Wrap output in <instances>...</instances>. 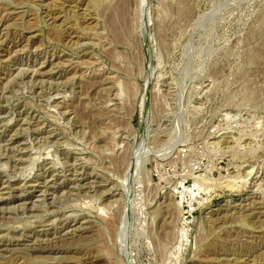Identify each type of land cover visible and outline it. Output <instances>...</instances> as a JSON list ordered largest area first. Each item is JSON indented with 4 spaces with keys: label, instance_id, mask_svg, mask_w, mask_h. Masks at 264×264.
Listing matches in <instances>:
<instances>
[{
    "label": "rangeland",
    "instance_id": "1",
    "mask_svg": "<svg viewBox=\"0 0 264 264\" xmlns=\"http://www.w3.org/2000/svg\"><path fill=\"white\" fill-rule=\"evenodd\" d=\"M0 264H264V0H0Z\"/></svg>",
    "mask_w": 264,
    "mask_h": 264
},
{
    "label": "built area",
    "instance_id": "2",
    "mask_svg": "<svg viewBox=\"0 0 264 264\" xmlns=\"http://www.w3.org/2000/svg\"><path fill=\"white\" fill-rule=\"evenodd\" d=\"M224 119H226V118H224ZM188 167H189L190 171L197 172L199 169V163H198V161H192L188 164Z\"/></svg>",
    "mask_w": 264,
    "mask_h": 264
},
{
    "label": "bare ground",
    "instance_id": "3",
    "mask_svg": "<svg viewBox=\"0 0 264 264\" xmlns=\"http://www.w3.org/2000/svg\"><path fill=\"white\" fill-rule=\"evenodd\" d=\"M118 11V10H117ZM178 204V203H177Z\"/></svg>",
    "mask_w": 264,
    "mask_h": 264
}]
</instances>
